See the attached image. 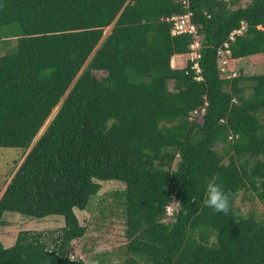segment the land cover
I'll list each match as a JSON object with an SVG mask.
<instances>
[{"label": "trees", "instance_id": "1", "mask_svg": "<svg viewBox=\"0 0 264 264\" xmlns=\"http://www.w3.org/2000/svg\"><path fill=\"white\" fill-rule=\"evenodd\" d=\"M242 1L0 0V40L20 28L0 56V148L22 152L0 186V227L6 212L64 220L0 242V264H86L70 254L86 233L74 210L99 181L125 185L124 264H264V217L235 204L243 192L264 206V73L226 77L218 60L227 41L230 61L264 54V0ZM188 13L199 73L171 66L194 39L167 18ZM209 180L229 213L204 203Z\"/></svg>", "mask_w": 264, "mask_h": 264}, {"label": "rangeland", "instance_id": "2", "mask_svg": "<svg viewBox=\"0 0 264 264\" xmlns=\"http://www.w3.org/2000/svg\"><path fill=\"white\" fill-rule=\"evenodd\" d=\"M249 0H243L246 5ZM112 25L105 29L104 36L108 35ZM3 37L0 40V56L10 55L16 51L17 39L20 37L18 25L2 28ZM103 36V37H104ZM188 54L178 58L177 68H183ZM228 69L234 76L242 72L246 76L264 73V54L231 61ZM172 84L169 83V89ZM52 112L44 126L34 139L32 145L44 131L56 113ZM22 152L19 149L0 148V186L6 182L9 173L16 169L21 162ZM16 167V168H15ZM100 191L91 200L87 210L75 209L74 212L80 225L85 226L86 233L83 238L73 242L70 254L80 257L86 264H124L126 255L123 253L127 240L124 235L125 217L122 207V195L125 185L117 181H99ZM3 187H0V195ZM236 207L242 214L254 213L264 217V206L251 193L240 192L235 201ZM175 208L169 206L167 214ZM3 225L0 227V242L6 247L13 245L20 231H49L64 226L62 216L50 215L42 219L28 218L18 213L6 212L2 216ZM99 257V258H97ZM100 259V261H99Z\"/></svg>", "mask_w": 264, "mask_h": 264}, {"label": "built area", "instance_id": "3", "mask_svg": "<svg viewBox=\"0 0 264 264\" xmlns=\"http://www.w3.org/2000/svg\"><path fill=\"white\" fill-rule=\"evenodd\" d=\"M182 2V4L186 5V0H178ZM191 14H184V15H179V16H172L170 18H167V21L171 22L172 27H171V34L173 36L177 35H184V34H190L193 37V42L190 45V52L188 53V60L192 62V68L195 70L196 73L200 72V67L198 64V60L200 58V53H199V47L200 43L198 41V36L196 34V27L195 25L191 22L190 18ZM245 29L244 25L238 30H235L231 33L229 40L234 41V36L239 35L242 33V31ZM231 52L229 49V43L228 41L223 44V47L218 50V60H219V68L220 72L222 74H225L226 77H233L234 75L230 73V70L228 69L229 64H230V57ZM195 79L199 80L201 77L199 75H196ZM204 108H201L200 110H194L193 116L197 115L198 113H203Z\"/></svg>", "mask_w": 264, "mask_h": 264}, {"label": "clouds", "instance_id": "4", "mask_svg": "<svg viewBox=\"0 0 264 264\" xmlns=\"http://www.w3.org/2000/svg\"><path fill=\"white\" fill-rule=\"evenodd\" d=\"M204 203L216 212L227 214L231 210L229 195L225 192L221 184L215 180H209L206 185ZM93 264H95V261H93Z\"/></svg>", "mask_w": 264, "mask_h": 264}, {"label": "crops", "instance_id": "5", "mask_svg": "<svg viewBox=\"0 0 264 264\" xmlns=\"http://www.w3.org/2000/svg\"><path fill=\"white\" fill-rule=\"evenodd\" d=\"M180 56H182V55H174V56L172 57V59H171V66H172L173 68H177V64H178V62H179L178 58H179Z\"/></svg>", "mask_w": 264, "mask_h": 264}]
</instances>
